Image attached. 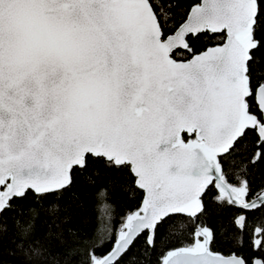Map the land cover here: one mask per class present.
I'll use <instances>...</instances> for the list:
<instances>
[{"label": "snow or ice", "instance_id": "snow-or-ice-1", "mask_svg": "<svg viewBox=\"0 0 264 264\" xmlns=\"http://www.w3.org/2000/svg\"><path fill=\"white\" fill-rule=\"evenodd\" d=\"M0 264H264V0H0Z\"/></svg>", "mask_w": 264, "mask_h": 264}, {"label": "trees", "instance_id": "trees-1", "mask_svg": "<svg viewBox=\"0 0 264 264\" xmlns=\"http://www.w3.org/2000/svg\"><path fill=\"white\" fill-rule=\"evenodd\" d=\"M116 208H117L116 220L118 221L119 215L123 214L129 208V201L125 199L122 195H118ZM116 226L118 227V223L116 224Z\"/></svg>", "mask_w": 264, "mask_h": 264}]
</instances>
